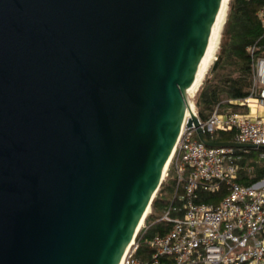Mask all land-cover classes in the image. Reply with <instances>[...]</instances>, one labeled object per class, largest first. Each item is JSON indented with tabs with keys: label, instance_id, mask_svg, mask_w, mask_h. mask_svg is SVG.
<instances>
[{
	"label": "water",
	"instance_id": "water-1",
	"mask_svg": "<svg viewBox=\"0 0 264 264\" xmlns=\"http://www.w3.org/2000/svg\"><path fill=\"white\" fill-rule=\"evenodd\" d=\"M222 0H0V264H119L164 178ZM191 104V105H190Z\"/></svg>",
	"mask_w": 264,
	"mask_h": 264
},
{
	"label": "built area",
	"instance_id": "built-area-1",
	"mask_svg": "<svg viewBox=\"0 0 264 264\" xmlns=\"http://www.w3.org/2000/svg\"><path fill=\"white\" fill-rule=\"evenodd\" d=\"M256 16L264 33V0ZM246 50L252 54L254 45ZM228 103L245 111L215 106L206 120L199 119L204 133L233 131L232 141L261 149L255 161H263L264 57L253 62L249 95ZM235 149L205 145L185 119L164 175L171 165L173 198L156 219L171 227L145 240L148 252L142 258L136 240L142 222L120 264H264V179L251 185L239 182L243 170L248 178L251 174L238 162ZM199 192L218 195V202H197Z\"/></svg>",
	"mask_w": 264,
	"mask_h": 264
},
{
	"label": "trees",
	"instance_id": "trees-1",
	"mask_svg": "<svg viewBox=\"0 0 264 264\" xmlns=\"http://www.w3.org/2000/svg\"><path fill=\"white\" fill-rule=\"evenodd\" d=\"M226 14L222 25L218 49L209 66L194 98V106L197 116L201 121L206 120L215 106L226 107L231 105L229 100L245 98L249 95L253 62L257 57H264V33L256 16L261 6V0H228ZM254 45V51L250 54L246 49ZM207 138L214 142H226L233 140V131H218L214 134H206ZM246 152L235 149V154L240 155L239 163L243 166H252L251 178L242 171L239 182L251 185L264 179V160L256 162L255 154L259 149L248 148ZM253 150H256L254 152ZM251 157H248V156ZM254 157V158H253ZM251 158V159H249ZM172 167L169 165L167 175L162 180L151 204L150 212L145 217L148 228L138 232L136 240L140 242V250L137 256L144 258L148 252L145 240L155 234H164L171 225L166 222L153 221L154 211L159 205L168 206L171 200L162 201L163 193L169 195L174 191L175 180L171 178ZM218 195L199 192L197 202L217 203ZM175 201V200H174ZM178 204V202H175ZM143 232V233H142ZM142 234V235H141Z\"/></svg>",
	"mask_w": 264,
	"mask_h": 264
},
{
	"label": "bare ground",
	"instance_id": "bare-ground-1",
	"mask_svg": "<svg viewBox=\"0 0 264 264\" xmlns=\"http://www.w3.org/2000/svg\"><path fill=\"white\" fill-rule=\"evenodd\" d=\"M227 1L228 0H222V3L220 5L218 14H217L215 22L212 26V29H211V32H210V35H209V38L207 41V45H206L203 57L200 61L197 73H196L195 78H194V81L191 84V86L187 92L189 97L192 96L193 92L197 91V89H198V87L202 81V78H204L203 76H204L207 68L209 67V64L213 61L215 54L217 52L219 37H220V33H221V29H222V25H223L224 17H225L224 8H225V3ZM192 108L193 107L191 105V109ZM188 117H189V111L186 110L185 119H187ZM141 224H142V222L140 223V226H141Z\"/></svg>",
	"mask_w": 264,
	"mask_h": 264
},
{
	"label": "rangeland",
	"instance_id": "rangeland-1",
	"mask_svg": "<svg viewBox=\"0 0 264 264\" xmlns=\"http://www.w3.org/2000/svg\"><path fill=\"white\" fill-rule=\"evenodd\" d=\"M228 2V1H227ZM227 2L225 3V8H224V12H225V14H226V9H227ZM212 63V62H211ZM211 63L209 64V66L211 65ZM209 68V67H208ZM208 68H207V70H208ZM207 70H206V72H207ZM206 72H205V74H206ZM205 74H204V76H205ZM203 76V77H204ZM203 79V78H202ZM199 88V87H198ZM195 94H196V91L195 92H193V94H192V96H190L189 97V99H190V102L192 103V107H193V109H194V112L196 113V115H197V112H196V109H195V106H194V98H195ZM195 137V136H194ZM254 152H256V150H253ZM256 154H258V151L256 152ZM255 154V155H256ZM248 157H251L250 155L248 156ZM256 158H257V156H256ZM249 159H251V158H249ZM256 160V159H255ZM173 177H174V173L172 174V179H173ZM165 178V177H164ZM172 195H173V193L171 192V194L169 195V193L168 192H165V193H163V196H162V201L164 202V201H169V200H171V198H172ZM166 207L167 206H162V205H159L157 208H156V210L154 211V218H153V221L156 219V218H160L162 215H163V213H164V210L166 209ZM147 216V215H146ZM145 220V219H144ZM144 225V226H143ZM143 225H142V229L144 228H148V224H145V222L143 221Z\"/></svg>",
	"mask_w": 264,
	"mask_h": 264
},
{
	"label": "crops",
	"instance_id": "crops-1",
	"mask_svg": "<svg viewBox=\"0 0 264 264\" xmlns=\"http://www.w3.org/2000/svg\"><path fill=\"white\" fill-rule=\"evenodd\" d=\"M226 108H229V109H232V110H234V111H237V112H244L245 111V108H243V107H239V106H235L234 108H232V106H226V107H220V109L221 110H223V109H226ZM236 149H239V148H236ZM260 151H258V153H259ZM256 156H257V154L255 155V158H254V160L256 159ZM246 167H248L249 168V170H251V168H252V166H246ZM173 171V170H172ZM244 171V170H243ZM174 173V172H173ZM244 174H246V173H244Z\"/></svg>",
	"mask_w": 264,
	"mask_h": 264
}]
</instances>
